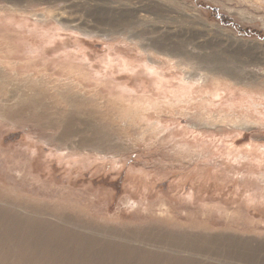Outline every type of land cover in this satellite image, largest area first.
Instances as JSON below:
<instances>
[{
    "label": "rangeland",
    "instance_id": "1",
    "mask_svg": "<svg viewBox=\"0 0 264 264\" xmlns=\"http://www.w3.org/2000/svg\"><path fill=\"white\" fill-rule=\"evenodd\" d=\"M0 264H264V0H0Z\"/></svg>",
    "mask_w": 264,
    "mask_h": 264
},
{
    "label": "bare ground",
    "instance_id": "2",
    "mask_svg": "<svg viewBox=\"0 0 264 264\" xmlns=\"http://www.w3.org/2000/svg\"><path fill=\"white\" fill-rule=\"evenodd\" d=\"M154 48L156 51H158V54H161L165 57H167L168 59H174L175 56H178L180 58V55L178 53H181L178 49L174 48V51L171 48H168L167 45L162 44V43H156L154 44ZM160 52V53H159ZM69 70L74 69V67H69ZM220 69H222L221 67H217V64H214L211 68H206V67H200V68H191V72H194L196 75L197 74H204L205 72L208 74H213V75H217V71H219ZM192 77H196L195 75H193ZM143 109L142 108V104L141 103H134L132 108L129 109V113L133 115L134 119L137 118H141L142 115L139 113V111ZM67 135V134H66ZM69 136V135H68Z\"/></svg>",
    "mask_w": 264,
    "mask_h": 264
}]
</instances>
